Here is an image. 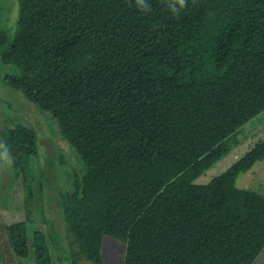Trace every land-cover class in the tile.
Masks as SVG:
<instances>
[{
	"label": "trees",
	"instance_id": "1",
	"mask_svg": "<svg viewBox=\"0 0 264 264\" xmlns=\"http://www.w3.org/2000/svg\"><path fill=\"white\" fill-rule=\"evenodd\" d=\"M16 1L13 35L0 26V63L15 70L3 82L54 121L81 166L70 190L46 195L40 173L75 250L61 245L48 208L33 264H52L49 244L60 261L104 264L105 236L125 244L123 264H253L264 196L236 178L264 159V140L196 180L264 112V0H187L176 16L166 0H150L147 14L130 0ZM1 136L24 194L22 219L3 230L25 260L38 137L21 122Z\"/></svg>",
	"mask_w": 264,
	"mask_h": 264
},
{
	"label": "rangeland",
	"instance_id": "2",
	"mask_svg": "<svg viewBox=\"0 0 264 264\" xmlns=\"http://www.w3.org/2000/svg\"><path fill=\"white\" fill-rule=\"evenodd\" d=\"M2 16L0 26L8 28L13 35V29L17 20V1L0 0ZM15 18V20H14ZM14 21V23H13ZM13 24V25H12ZM11 25L13 26L12 28ZM5 74H15L13 66L0 63V143L3 144L1 130L3 126L12 127L16 122L33 128L38 137V154L31 159V167L34 173V218L28 225V239L30 255L28 259L21 260L15 257L9 250L6 241L3 224H9L22 219L24 214L23 191L21 183H15L12 174V163L6 164L0 161V264H33V233L36 230L45 231L44 212L50 209L52 225L62 237L61 245L66 249H74L71 235L55 206L54 200L49 202L43 199L41 186V171L44 172L48 182H44L45 194L51 189L57 193L61 186L64 190H70L72 175L80 173L81 166L75 159V152L69 144L60 136L54 121L35 105L28 102L22 93L7 86L3 82ZM264 140V112L259 114L251 122L235 132L227 142H222L218 148L222 158L211 166L196 183L205 184L213 177L223 173L237 159L247 153L257 142ZM236 186L248 189L264 196V159L256 163L249 171L241 173L236 178ZM49 188V189H48ZM50 192V191H49ZM43 211V212H42ZM42 212V213H41ZM52 264H69L67 258L61 261L57 258L66 256L62 251H55L49 244ZM104 264H123L125 244L117 239L105 236L102 243ZM76 264H91L81 257L75 258ZM253 264H264V248Z\"/></svg>",
	"mask_w": 264,
	"mask_h": 264
},
{
	"label": "clouds",
	"instance_id": "3",
	"mask_svg": "<svg viewBox=\"0 0 264 264\" xmlns=\"http://www.w3.org/2000/svg\"><path fill=\"white\" fill-rule=\"evenodd\" d=\"M130 3L141 13L147 14L151 10L150 0H130ZM166 6L168 11L176 16L187 6V0H166ZM0 161L11 163L9 149L2 143H0Z\"/></svg>",
	"mask_w": 264,
	"mask_h": 264
}]
</instances>
